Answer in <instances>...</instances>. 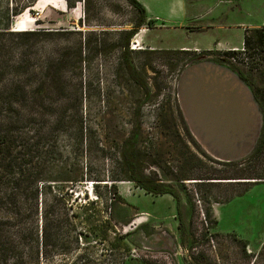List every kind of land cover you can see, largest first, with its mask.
Instances as JSON below:
<instances>
[{
	"label": "rangeland",
	"instance_id": "rangeland-1",
	"mask_svg": "<svg viewBox=\"0 0 264 264\" xmlns=\"http://www.w3.org/2000/svg\"><path fill=\"white\" fill-rule=\"evenodd\" d=\"M187 1L181 21L168 19L178 0H145L159 17H147L125 50L140 16L128 0H0V118L14 115L6 108L17 91L13 155L40 174L18 225L0 224L3 264H264V146L216 159L193 135L178 91L189 65L225 66L259 103L261 136L264 57L255 64L233 48L264 31V0ZM129 146L143 151L146 178L179 189L184 229L172 195L126 178ZM64 170L80 180H56Z\"/></svg>",
	"mask_w": 264,
	"mask_h": 264
},
{
	"label": "trees",
	"instance_id": "trees-1",
	"mask_svg": "<svg viewBox=\"0 0 264 264\" xmlns=\"http://www.w3.org/2000/svg\"><path fill=\"white\" fill-rule=\"evenodd\" d=\"M140 13V16L135 22L134 28L126 32L127 42L124 44L125 50L129 49V41L133 35L137 32L138 28L143 26L147 21V10L145 6L139 0H128ZM254 39V40H253ZM245 44L248 48H259L261 51H264V31L262 29H254L252 35L247 36ZM253 45V46H252ZM252 46V47H251ZM186 51V50H177V52ZM10 97L15 96V99L10 101L9 108L14 115L3 116L0 118V209L3 212L2 222L0 224H6L9 227H15L17 223L22 219V207L21 205L26 201L37 200L38 191L31 184L33 177L36 174L31 170L30 164L31 159L21 158L20 156H14L13 152L15 150V141H17L18 132L22 129L23 126L22 120V111L20 106H18L19 98L17 97L18 92H10ZM17 97V98H16ZM3 107V106H2ZM0 107V114L4 113L3 108ZM6 117V120L4 118ZM34 129H32L33 131ZM37 131L36 129L34 130ZM44 137V136H43ZM38 150V156L43 155V147L40 145V142L36 144ZM264 146V125L263 131L259 138V141L255 147V150L258 151ZM25 147V145H24ZM48 151H45V153ZM22 154V152H20ZM24 156V154H22ZM143 151L136 146H129L126 149L121 151V158L124 166V173L126 178L130 181H134L138 186L142 187L146 192L153 195H163L171 194L176 199L177 202V214L180 221V229L185 227V219L182 211L181 201H180V191L172 183L166 182L161 178L154 177L152 179L146 178L144 171L145 168L142 166V161L144 160ZM9 158V159H8ZM8 159V161H7ZM34 159V157H33ZM32 159V161H33ZM7 161V162H5ZM215 161V160H213ZM217 162V161H215ZM218 163H221L218 161ZM29 167V169L27 168ZM60 179L58 181L69 180V181H78L80 179L73 178L69 172L66 170L61 172ZM38 177V176H37ZM231 177H200L201 180H214V179H230ZM28 182V183H26ZM203 183V182H200ZM29 187H32V190H29ZM35 189H34V188ZM29 198V199H28ZM31 203V212L33 211L34 206ZM35 204V203H34ZM207 214L211 215L210 208L207 209ZM34 226H29L30 233L33 232ZM45 245L48 244V223L46 222L45 228ZM6 246H8L6 251H13L15 249V242L13 240H6ZM31 252H34L33 247L30 248ZM8 252H0V264H3L4 258L8 255Z\"/></svg>",
	"mask_w": 264,
	"mask_h": 264
},
{
	"label": "bare ground",
	"instance_id": "bare-ground-1",
	"mask_svg": "<svg viewBox=\"0 0 264 264\" xmlns=\"http://www.w3.org/2000/svg\"><path fill=\"white\" fill-rule=\"evenodd\" d=\"M198 63L179 82L186 116L209 150L218 155H238L253 145L260 133L262 120L257 103L235 72L213 61ZM213 145L219 151H213Z\"/></svg>",
	"mask_w": 264,
	"mask_h": 264
},
{
	"label": "water",
	"instance_id": "water-1",
	"mask_svg": "<svg viewBox=\"0 0 264 264\" xmlns=\"http://www.w3.org/2000/svg\"><path fill=\"white\" fill-rule=\"evenodd\" d=\"M199 65V63H194V64H191V65H189L187 68H185L184 70H183V72L181 73V75H180V78L181 77H183L184 76V74L189 70V69H192L193 67H197ZM242 80V79H241ZM179 82H180V79H179ZM233 82V81H232ZM178 91H179V100H180V104H181V108H182V111H183V114H184V116H185V118H186V120H187V122H188V124H189V127H190V129H191V131H192V133H193V135L198 139V141L205 147V149L206 150H208V152H210L216 159H218V160H221V161H234V160H238V159H241V158H243V157H245V156H247L253 149H254V147H255V145H256V143H257V141H258V138H259V135H260V133H259V135L257 136V138H256V140H255V142L253 143V145H251L250 147H248L247 149H245V150H243L242 152H240V153H238V155H233V156H225V155H218V154H216V153H213L211 150H209L208 148H207V146L206 145H204V143L196 136V134L194 133V131H193V129H192V125H191V123H190V121H189V119L187 118V116H186V113H185V111H184V103H183V101H182V99L180 98V88L178 89ZM186 96H190V94H187L186 93ZM193 119V121H194V118H192ZM262 124H263V121H262ZM213 147V151H215V150H217V151H219L218 150V147L216 146V145H213L212 146Z\"/></svg>",
	"mask_w": 264,
	"mask_h": 264
},
{
	"label": "crops",
	"instance_id": "crops-1",
	"mask_svg": "<svg viewBox=\"0 0 264 264\" xmlns=\"http://www.w3.org/2000/svg\"><path fill=\"white\" fill-rule=\"evenodd\" d=\"M146 8L147 10V16L148 19L155 20L156 17H159L158 15H153L151 12L150 8L148 7L147 3L145 0H139ZM179 1V6L176 9H173L168 16L169 20H181V21H187L190 19L189 12H190V5L187 0H178ZM254 185L253 187H255ZM252 187V188H253ZM252 244H249L251 247Z\"/></svg>",
	"mask_w": 264,
	"mask_h": 264
},
{
	"label": "built area",
	"instance_id": "built-area-1",
	"mask_svg": "<svg viewBox=\"0 0 264 264\" xmlns=\"http://www.w3.org/2000/svg\"><path fill=\"white\" fill-rule=\"evenodd\" d=\"M233 51H238V53H240L243 58L248 61L251 60L252 63L260 64L263 61L262 58L264 57V54H261V50L257 47L250 49L244 43L243 46L240 48H233Z\"/></svg>",
	"mask_w": 264,
	"mask_h": 264
},
{
	"label": "flooded vegetation",
	"instance_id": "flooded-vegetation-1",
	"mask_svg": "<svg viewBox=\"0 0 264 264\" xmlns=\"http://www.w3.org/2000/svg\"><path fill=\"white\" fill-rule=\"evenodd\" d=\"M149 20H151V19H149ZM251 89V88H250ZM257 101V100H256ZM258 103V102H257ZM259 104V103H258ZM259 108H260V106H259ZM171 195V194H170ZM173 196V195H172ZM176 200V199H175ZM176 204H177V202H176ZM177 216H178V214H177ZM156 241H160V239H157Z\"/></svg>",
	"mask_w": 264,
	"mask_h": 264
}]
</instances>
